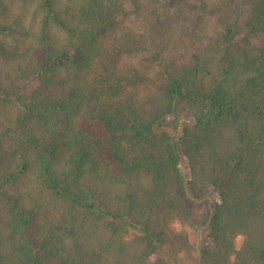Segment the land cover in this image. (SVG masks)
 Wrapping results in <instances>:
<instances>
[{
    "label": "trees",
    "instance_id": "1",
    "mask_svg": "<svg viewBox=\"0 0 264 264\" xmlns=\"http://www.w3.org/2000/svg\"><path fill=\"white\" fill-rule=\"evenodd\" d=\"M188 230L264 264V0H0V264H189Z\"/></svg>",
    "mask_w": 264,
    "mask_h": 264
},
{
    "label": "rangeland",
    "instance_id": "2",
    "mask_svg": "<svg viewBox=\"0 0 264 264\" xmlns=\"http://www.w3.org/2000/svg\"><path fill=\"white\" fill-rule=\"evenodd\" d=\"M190 123H191L190 116L188 114L184 115L180 119L179 124L176 127V129L171 130V134L174 135L175 139H177L179 137V135L181 134L183 125H185V124L187 125ZM178 168H179L180 173L183 176L187 177L189 175V170L187 168L186 163L183 160H180ZM130 231L134 234H136V233L138 234L137 230H135L133 228H131ZM188 233H189V240H190V243L192 245V251L190 253V260L188 261V263L189 264H195V260H196L197 255H198L199 242L201 240V237L203 236V232L198 231V230H188ZM240 243H241V239L239 238L237 241V247H239Z\"/></svg>",
    "mask_w": 264,
    "mask_h": 264
}]
</instances>
